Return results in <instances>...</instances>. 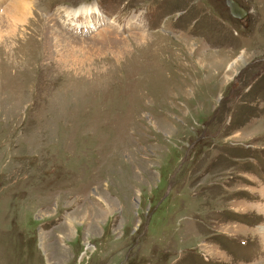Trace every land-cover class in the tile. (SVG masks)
Here are the masks:
<instances>
[{
	"label": "rangeland",
	"instance_id": "rangeland-1",
	"mask_svg": "<svg viewBox=\"0 0 264 264\" xmlns=\"http://www.w3.org/2000/svg\"><path fill=\"white\" fill-rule=\"evenodd\" d=\"M238 1L0 0V264H264V0Z\"/></svg>",
	"mask_w": 264,
	"mask_h": 264
},
{
	"label": "bare ground",
	"instance_id": "bare-ground-1",
	"mask_svg": "<svg viewBox=\"0 0 264 264\" xmlns=\"http://www.w3.org/2000/svg\"><path fill=\"white\" fill-rule=\"evenodd\" d=\"M17 8L14 6V7H12L13 10L8 11L10 13V15H9L10 16V19H12V21L10 23H8V24L11 27L15 23V28L14 29H16L17 25L22 24L23 23V20L26 18L25 16H23L24 14H19L20 13V9H17ZM12 12H14V13H12ZM21 12H22V10H21ZM89 12H90L89 9L88 10H85L83 8H77V9H73V10L67 11V16H71V14L75 15V13L76 14L79 13V14H82V16L84 15L85 18L86 17L89 18V20H90V18L92 17V15L89 16ZM25 15L27 16V13ZM67 20H69V19H67Z\"/></svg>",
	"mask_w": 264,
	"mask_h": 264
},
{
	"label": "water",
	"instance_id": "water-1",
	"mask_svg": "<svg viewBox=\"0 0 264 264\" xmlns=\"http://www.w3.org/2000/svg\"><path fill=\"white\" fill-rule=\"evenodd\" d=\"M230 14L234 17L243 18L247 11L243 10L236 0H225Z\"/></svg>",
	"mask_w": 264,
	"mask_h": 264
},
{
	"label": "flooded vegetation",
	"instance_id": "flooded-vegetation-1",
	"mask_svg": "<svg viewBox=\"0 0 264 264\" xmlns=\"http://www.w3.org/2000/svg\"><path fill=\"white\" fill-rule=\"evenodd\" d=\"M239 2V1H238ZM240 3V2H239ZM241 4V3H240Z\"/></svg>",
	"mask_w": 264,
	"mask_h": 264
}]
</instances>
